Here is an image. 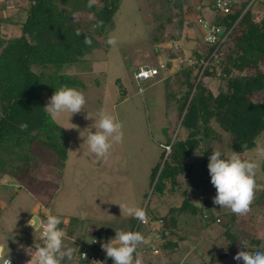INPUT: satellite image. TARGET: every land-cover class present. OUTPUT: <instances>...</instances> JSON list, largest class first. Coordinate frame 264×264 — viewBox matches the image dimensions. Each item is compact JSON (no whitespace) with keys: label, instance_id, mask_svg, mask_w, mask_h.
I'll return each mask as SVG.
<instances>
[{"label":"rangeland","instance_id":"1","mask_svg":"<svg viewBox=\"0 0 264 264\" xmlns=\"http://www.w3.org/2000/svg\"><path fill=\"white\" fill-rule=\"evenodd\" d=\"M182 1L183 9L190 8L184 15L182 31L177 28V21L181 17L178 15L179 10L170 7L165 10H169L173 21L170 25H165L163 32L158 34L155 29L159 21H154L152 14L160 12L165 4L163 0H121L112 25L105 36L99 39V49L86 57L87 62L65 67L66 74L82 83V88L75 89L84 94L86 103L83 111L73 114L70 119L68 114L64 113L54 120L70 139L64 166L54 167L53 158L41 148H35L33 153H30L32 160L26 175L35 176L37 184H24L21 187L15 178L6 175L0 177V242L6 243L10 259L16 261L19 250L21 257L22 246H25V240L21 241V236L12 235L14 230L23 226L26 228L25 232H37V237H40L42 222L46 220L49 211L59 216L64 223V244L74 248L75 253V248L79 247L80 250L83 247L76 244L78 236H85V242H88L96 235L98 246H101V243L114 238L115 231H131L133 223L137 220L125 217L120 212L118 204L121 203L138 206L147 214V222L138 225L140 227L134 230L145 238L136 250L137 254L141 253L143 263L147 259L157 264L158 259L155 258L161 253L160 257L163 259L164 256L165 259L164 264H208L207 261L212 255L220 256L226 252L225 237L221 235L225 229L224 224L201 220V213L193 216L175 212L173 216L177 221L176 227H170L169 217L173 209L180 207L183 201L182 192L185 190L192 203L202 205L205 215H219L223 220L225 214L233 213L213 204L216 190L210 183V177L203 176L199 153H195L186 161L192 165V171L188 175L178 176V186L173 189L170 183H166L161 194L153 192L155 180L152 181L151 174L160 163L163 152L164 157L167 156L162 145L171 144L172 140L174 142L179 137L180 124L176 121L179 103L176 96L172 95L178 92V84L175 80L171 81L169 87L172 94L168 99V87L165 82L167 77L163 74L168 76L169 69L166 72L160 71L159 75L151 80L138 82L133 79L139 67H158V62H167L165 58L169 52L178 56L171 61L177 71L185 66V59L193 55V47L196 44L201 46L200 50L206 52V46L201 45L199 39H190L195 42L193 44L189 43L187 38L191 31L188 28H194L193 20L197 18L194 10L198 0ZM258 1L260 0L255 1L253 10L258 6ZM3 4L11 6L9 11L15 13L16 8L27 5V0H0V6ZM96 6L100 9L102 5L96 2ZM201 13L203 19H206L211 16L212 11L209 7H203ZM21 15L22 18L25 17L24 13ZM89 17L87 14H79L75 19H80L85 27ZM0 32L3 37L18 33L17 28L11 25L1 26ZM158 35L162 43L155 44L153 37ZM109 37H114L117 43L108 44ZM173 41L182 44L181 54L177 53L179 48L172 47ZM188 43H192V46ZM261 70H264V65H261ZM204 81L209 83L214 91L220 84L219 81L209 82L207 78L203 79ZM253 98L256 101L264 100V90L255 93ZM48 100L49 97L47 103ZM101 108L123 124V142L114 144L107 158L92 154L87 144L83 143L87 128L94 123L95 114ZM70 123L77 127L74 128ZM214 127L217 128L215 124ZM172 129H175V132L171 133ZM219 134L220 140L211 144V149L221 151L226 158L232 152L231 140L227 133L219 130ZM259 146H264V133L261 134ZM239 155L242 160L259 161V168L255 176L256 189L250 211L243 216L234 214L235 222L231 227L238 233H250L251 243L246 242L247 250L264 251V160L258 155L254 158L248 153ZM19 166L21 171L26 167L21 163ZM44 213L45 218L42 216ZM72 218L78 219V224L73 227L74 243L70 242L66 235V228ZM159 218H162L163 224L158 223ZM225 220H229V217ZM160 231L162 233L157 238ZM155 232L157 234H154ZM166 239L177 241L178 247L173 252L169 253V250L163 248ZM7 247L5 246L6 254ZM153 248L160 250V253L153 254ZM138 250L141 252H137ZM240 250H243L242 245L238 250H228L227 257L216 264H243L242 261L233 259ZM27 252L28 255L31 254L30 250ZM106 262L113 264L111 258ZM79 263V260H74L71 264ZM102 263L100 260V264Z\"/></svg>","mask_w":264,"mask_h":264},{"label":"trees","instance_id":"2","mask_svg":"<svg viewBox=\"0 0 264 264\" xmlns=\"http://www.w3.org/2000/svg\"><path fill=\"white\" fill-rule=\"evenodd\" d=\"M163 1L165 6L161 7L160 12L152 14L155 17L154 21H159L155 33H162L165 25L172 23L173 17L169 10H165L170 7L179 10L178 15L181 17L177 21V28L182 31L184 15L190 8L183 9L182 0ZM249 1L239 7L233 5L232 12L221 17L212 2L207 4L203 0H198L194 10L197 13L196 17H202L201 9L209 7L212 14L206 17L209 19L207 21L223 26L226 32H229L221 47L220 75H217L216 70L209 69L202 74L200 80H197L196 76L192 77L190 68L184 66L165 79L168 99L172 94L169 87L171 81L175 80L174 82L178 84V92L172 95L176 96L179 103L176 121L180 124V131L179 137L171 144L166 158L163 152L160 163L151 174L152 181L155 180L153 192L161 194L166 183H170L173 189L178 186V176L188 175L192 171V165L186 161L195 153L200 154L199 163L203 176L210 177L207 169L208 158L211 155V144L221 138L219 130L228 134L231 140L230 150L239 154L252 150L257 137L264 131V100L256 101L253 98L255 93L264 90V70H261V65H264V0L258 1L255 10L253 5L256 0H251L253 3L248 6ZM96 2L102 5L100 9L96 8ZM120 2L121 0H95V3L88 7V0H27V5L16 8L15 13L9 11L11 6L6 4L0 6V27L11 25L18 31L17 35L9 37H3L0 32L1 178L4 175L15 178L21 187L24 184L28 186L37 184L35 176L26 175L32 160L30 153L31 151L33 153L35 148H41L49 154L54 160L52 164L54 167L64 166L70 139L61 126L45 112L47 97L50 98L55 90L63 86L83 87L80 81L64 72L65 67L87 62L86 57L99 49L101 46L99 39L105 36L112 25ZM257 9L262 13L259 14ZM22 13L25 14L24 18L21 17ZM79 14L90 16L85 27L80 19H75ZM192 27L197 29L199 33L197 39L201 41L202 29L195 20ZM159 36L153 37L155 44L162 43ZM86 38L91 44L85 43ZM177 53L181 54L182 50ZM193 55L199 59L206 56L200 49L194 51ZM168 57L172 60L178 56L169 52ZM170 65L171 63L167 61V66ZM206 78L209 82H220L215 91L209 83L203 82ZM22 123L27 124L23 131L19 127ZM174 130L172 129L171 133ZM20 163L26 166L22 171ZM182 194L183 201L180 207L171 210L170 227H176L177 221L173 216L175 212L189 213L193 216L201 213V220L224 224L225 229L221 235L225 237L227 250L225 249L226 252L220 256L212 255L207 261L208 264H216L226 258L228 250H238L244 242L251 243L250 233L240 234L232 230L234 214H225L223 220L218 217L219 215H205L202 206L192 203L188 198L186 190ZM227 217L229 220H225ZM135 222L131 231L140 227L137 221ZM77 224V218L69 220L66 228L67 237H72L73 227ZM63 225L62 222L59 225L61 230L65 228ZM82 236L81 238L78 236L80 243L85 242V236ZM30 245L35 248L38 243ZM86 245L74 252L80 261L79 264L90 263L88 259L80 257L82 251L92 246L89 243ZM177 247V241L166 239L163 243V248L169 250V253ZM93 251L99 262L101 260L102 264H107L106 261L110 258L106 257L100 245L93 247ZM73 259L68 262L71 264Z\"/></svg>","mask_w":264,"mask_h":264},{"label":"clouds","instance_id":"3","mask_svg":"<svg viewBox=\"0 0 264 264\" xmlns=\"http://www.w3.org/2000/svg\"><path fill=\"white\" fill-rule=\"evenodd\" d=\"M94 3L95 0H88L87 6L91 7ZM85 43L91 44V41L86 38ZM107 43L115 45L117 41L114 37H109ZM85 103L86 99L81 91L63 86L55 90L44 110L53 120L59 119L64 113H67L70 119L73 114L83 111ZM93 120L94 123L87 128L86 139H83V143L87 144L88 150L92 154L107 158L113 145L123 142V124L103 108L96 112ZM19 127L23 131L27 128V124L22 123ZM171 144L166 145L171 146ZM256 152L264 160V146L257 147ZM208 161L210 183L216 190L213 204L218 205L219 208H225L235 215H246L250 211V205L254 199L255 176L259 168V161L242 160L236 151H232L225 158L222 157L219 150H212ZM118 206L125 217H131L141 223L147 222V214L144 209L134 205L130 206L127 203H121ZM60 223L59 216L49 211L46 220L42 222L40 232L42 244L36 245L34 250L33 248L27 249L35 257L34 260L31 258L28 264H61L65 258L72 260L74 248L65 246L64 232L59 227ZM144 239L140 232L118 230L115 231L114 238L106 243H101V248L106 253V257L111 258L113 264H143V260L136 250L137 246L144 242ZM96 242L92 238L88 241L89 244ZM5 246L7 247L5 242L0 244V259L4 260V264H11V260L8 258L9 249L7 247L6 254ZM242 248L243 250L238 251L233 259L242 261L243 264H264V251H249L246 242L242 243ZM82 255L86 259V256Z\"/></svg>","mask_w":264,"mask_h":264},{"label":"built area","instance_id":"4","mask_svg":"<svg viewBox=\"0 0 264 264\" xmlns=\"http://www.w3.org/2000/svg\"><path fill=\"white\" fill-rule=\"evenodd\" d=\"M212 2L214 8L218 12V15L223 17L232 12V6H236L238 3L235 0H207V2ZM195 22L197 25L200 26L202 29V36H201V45L206 46V56L203 58H197L194 55H191L189 58L185 59V67L190 68L194 76L197 77V80H200L202 77V74L206 70L214 69L217 71V75L219 76V70L221 65V47L224 43L225 39L227 38V35L229 32H226L225 27L217 25L215 23L210 24L206 19H203V17H197L195 19ZM174 49H178L181 47V44L178 42L173 41L171 44ZM208 49V50H207ZM209 49H212L209 51ZM209 51V52H208ZM184 67V66H183ZM167 63L164 61L158 62V67H139L138 70L134 73L133 79L138 82H143L147 80H151L159 75L160 71H166ZM224 76V75H223ZM177 130V129H176ZM175 132V131H174ZM173 142V140H172ZM163 149L166 150V155L170 152V146L162 145ZM158 223L163 224V220L161 218L158 219ZM137 224L141 225L140 221L137 220ZM42 228V227H41ZM42 230V229H41ZM40 230V231H41ZM160 233H154L157 234V238L159 237ZM97 242L93 243L92 246L88 247L86 250L82 251L81 258L84 259L83 255L86 256V259L93 264H100L99 259L95 256L93 247L98 246V240L97 238H94ZM155 240V239H154ZM159 250L156 248H153V254H158ZM0 264H4V260H0ZM11 264H14L11 261Z\"/></svg>","mask_w":264,"mask_h":264},{"label":"crops","instance_id":"5","mask_svg":"<svg viewBox=\"0 0 264 264\" xmlns=\"http://www.w3.org/2000/svg\"><path fill=\"white\" fill-rule=\"evenodd\" d=\"M247 0H238V5L240 6L242 3H244V2H246ZM251 4V0L249 1V4H248V6ZM238 6V7H239ZM263 6V5H262ZM261 7V6H260ZM257 12L259 13V14H261L262 13V11H260V9H257ZM188 29H191V31H189V34H188V36H187V38L189 39V43L190 42H192L193 44L195 43V42H193V41H190V39H193V40H197V37L199 36V33H198V31H197V29L194 27V28H188ZM185 31H188V30H185ZM188 43V44H189ZM192 43L191 44H189V45H191L192 46ZM182 45V44H181ZM201 46H199V44L197 45H195L194 47H193V49H194V51H196L197 49H199ZM179 50H181L180 48H179ZM183 51V50H182ZM193 51V52H194ZM163 57V56H162ZM166 60H168L170 63H171V61H174V59H169V57H168V55H167V58H165ZM164 61V60H163ZM166 62V61H165ZM167 63V62H166ZM167 68L170 70V74H168V76H171V75H173L174 73H176V67L171 63V65H170V67H168L167 66ZM167 71V70H166ZM165 71V72H166ZM164 72V71H163ZM163 76L164 77H168V76H166L165 74H163ZM169 133V132H168ZM264 133V131L261 133V134H263ZM261 134L257 137V139H256V143H255V147L252 149V150H250V151H247V152H245L244 154H249V155H252V157L251 158H254V157H257V152H256V149H257V147H258V145L260 144V141H261ZM45 214V213H44ZM25 229L26 228H24L23 226H21V227H18V229H16V230H14V232L12 233V235H15V236H18V237H22V240L21 241H23L24 242V240H25V246L27 247V246H29V247H31V248H33L31 245H30V243H38V244H42V240L40 239V237H37L38 235H39V233L37 234V232H34V233H31L30 231L31 230H27V232H25ZM94 236H96V235H94ZM39 238V239H38ZM69 239V241L70 242H72L73 240L72 239H75V236L74 235H72V237H68ZM96 238V237H95ZM37 239V241H33V240H36ZM72 243H74V241L72 242ZM78 243V246H80V245H82V246H85L86 244L88 245V243L87 242H83V243H80L79 242V239H77V241H76V244ZM80 243V244H79ZM0 244H4L3 242H0ZM86 245V246H87ZM25 246H22V248L24 249H21V257L19 256L20 255V250L17 252L18 253V256L16 257V261H14V260H12V259H10L9 257V259L14 263V264H28V261L32 258V260H34V255H32V253L30 254V255H28V253H27V248H25ZM83 248V247H82ZM81 248V249H82ZM142 249H143V246H142ZM141 249V250H142ZM33 250H34V248H33ZM75 251H79V247H77V248H75ZM24 252H26V253H24ZM137 252H141L140 250H138ZM146 252H148V251H146ZM145 252V253H146ZM164 252H166V251H164ZM159 253H160V250H159ZM141 254V253H140ZM139 254V255H140ZM75 254H73V262H74V260H76L77 261V256H74ZM135 255V254H134ZM164 255H166V253H164ZM159 257H156L155 259H158V263L157 264H164L165 263V259H164V256H163V259H162V257H160L161 256V253L158 255ZM6 258V257H5ZM154 259V260H155ZM0 260H2V259H0ZM164 260V261H163ZM69 260L67 259V258H65L62 262H64V264H70V262H68ZM146 262H150L151 264H154V263H152V261H150V260H147L146 259ZM90 264V263H89ZM184 264V263H183Z\"/></svg>","mask_w":264,"mask_h":264},{"label":"water","instance_id":"6","mask_svg":"<svg viewBox=\"0 0 264 264\" xmlns=\"http://www.w3.org/2000/svg\"><path fill=\"white\" fill-rule=\"evenodd\" d=\"M155 185V184H154Z\"/></svg>","mask_w":264,"mask_h":264}]
</instances>
